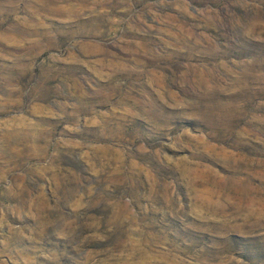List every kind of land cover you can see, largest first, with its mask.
I'll return each mask as SVG.
<instances>
[{"label": "rangeland", "instance_id": "374dc122", "mask_svg": "<svg viewBox=\"0 0 264 264\" xmlns=\"http://www.w3.org/2000/svg\"><path fill=\"white\" fill-rule=\"evenodd\" d=\"M0 264H264V0H0Z\"/></svg>", "mask_w": 264, "mask_h": 264}, {"label": "bare ground", "instance_id": "6f19581e", "mask_svg": "<svg viewBox=\"0 0 264 264\" xmlns=\"http://www.w3.org/2000/svg\"><path fill=\"white\" fill-rule=\"evenodd\" d=\"M113 66H116L117 67V64L115 65V64H113Z\"/></svg>", "mask_w": 264, "mask_h": 264}]
</instances>
